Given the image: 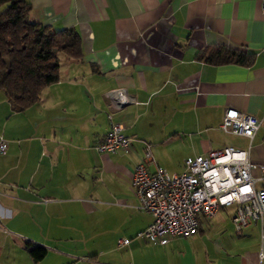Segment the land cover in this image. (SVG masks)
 I'll return each mask as SVG.
<instances>
[{"label":"crops","instance_id":"obj_1","mask_svg":"<svg viewBox=\"0 0 264 264\" xmlns=\"http://www.w3.org/2000/svg\"><path fill=\"white\" fill-rule=\"evenodd\" d=\"M29 2V21L54 30L75 29L82 55L74 59L59 53L58 80L23 111L13 110L0 93V137L7 143L0 153V257L8 243L29 254L36 246L27 240L32 231L45 237L49 230H59L65 217L62 205L82 201L90 208L92 196L101 195L97 183L121 206L140 209L129 202L127 187L143 159L144 141L156 140L158 126L159 134L171 140L183 136L191 144L193 137L202 136L190 145L189 153L197 156L233 147L218 141L224 133L220 124L225 108L253 115L260 121L259 129L250 145L242 137L245 142L237 148L248 150L252 175L264 177L258 175L264 170L261 0ZM217 48L238 51L246 62H207L205 56ZM116 88H125L134 101L117 109L108 96ZM113 123L122 124L124 134L132 138L131 147L117 155L100 154L94 145ZM155 164L160 166L156 160ZM86 173L92 175L89 181ZM261 184L257 181L256 187ZM144 215L130 217L133 224L141 223L136 229L151 223V215ZM78 220L76 216V227H65L72 237L81 234ZM208 223L232 225L228 211L220 210L214 218L200 217L196 232ZM90 238L106 245L73 264H184L173 249L184 237L166 244L130 238L120 248L109 231L91 233ZM121 238L128 237L117 241ZM259 245L260 241L242 264H259ZM115 252L121 253L116 257Z\"/></svg>","mask_w":264,"mask_h":264},{"label":"built area","instance_id":"obj_2","mask_svg":"<svg viewBox=\"0 0 264 264\" xmlns=\"http://www.w3.org/2000/svg\"><path fill=\"white\" fill-rule=\"evenodd\" d=\"M264 9V0H261ZM108 96L117 109L134 101L125 88H116ZM260 121L253 115L233 108H225L221 130L230 135L251 140ZM132 138L123 132L120 123H113L109 131L95 145L100 154L117 155L128 152ZM7 149L0 137V153ZM154 165V168H149ZM262 181L260 187L256 182ZM130 185L138 199L139 208L149 213L151 223L139 237L166 244L174 237H191L199 225V218H214L220 210H227L236 234L252 223L260 228L259 264H264V177L251 173L248 150L235 147L211 149L204 154L186 158L180 172H168L155 164L150 145L145 144L143 159L136 164ZM128 238L118 239V248L127 245Z\"/></svg>","mask_w":264,"mask_h":264},{"label":"rangeland","instance_id":"obj_3","mask_svg":"<svg viewBox=\"0 0 264 264\" xmlns=\"http://www.w3.org/2000/svg\"><path fill=\"white\" fill-rule=\"evenodd\" d=\"M159 133L161 134L160 127H155L156 140L144 139V142L150 145L152 155L161 168L169 172L173 170L180 172L184 160L190 155V157L194 156L189 153L193 150L190 145L198 144L199 139L203 137L198 135L193 137L190 144L188 137L180 136L177 140H171ZM218 137V141L223 143L222 146L237 148L245 142L240 136L225 133H220ZM258 175L264 176V170L260 169ZM84 177L89 181L92 175L86 173ZM96 185L97 192L99 191L101 195L92 196L93 201H90V208H87L86 203L82 201L64 204L62 207L65 217L59 221L61 227L59 230H49L45 237L40 236V231L30 232L33 237L27 240L47 249V254L39 263H35L25 250L12 249L8 243L5 248L1 249L0 264H73L78 258L80 261L86 260L91 252L102 249L106 245L90 238L91 233L95 232L109 231L115 245L120 236H127L129 240L141 239L139 233L143 227L136 229L141 223L133 224L134 220H130V217L145 214L144 219H148L149 213L147 214L142 209L121 206L117 198L107 193L102 184L97 183ZM127 195L130 203L138 204L130 183L127 187ZM76 216L79 219L77 227L81 230V234L78 235L79 237H72L70 230H65V227L72 225L76 227ZM242 233V235L236 234L231 224L208 223L203 231L196 232L186 239H177L173 249L178 256L183 258L184 264H242L243 259H248L252 250L259 244L258 223H252ZM151 243L157 244V242ZM112 248L119 250L114 245ZM119 251L122 252V250ZM121 252H115L114 255L117 257Z\"/></svg>","mask_w":264,"mask_h":264},{"label":"trees","instance_id":"obj_4","mask_svg":"<svg viewBox=\"0 0 264 264\" xmlns=\"http://www.w3.org/2000/svg\"><path fill=\"white\" fill-rule=\"evenodd\" d=\"M30 9L29 0H0V93L18 112L37 103L41 91L58 80L59 53L74 59L82 55L75 29L54 30L30 22ZM205 60L214 64L246 62L242 53L222 48L213 50ZM28 253L38 261L46 250L33 246Z\"/></svg>","mask_w":264,"mask_h":264},{"label":"water","instance_id":"obj_5","mask_svg":"<svg viewBox=\"0 0 264 264\" xmlns=\"http://www.w3.org/2000/svg\"><path fill=\"white\" fill-rule=\"evenodd\" d=\"M4 62L7 64V65H9V62H8V60H6V59H4ZM128 105V104H127ZM126 106V105H125ZM124 107V106H123ZM122 107V108H123Z\"/></svg>","mask_w":264,"mask_h":264}]
</instances>
